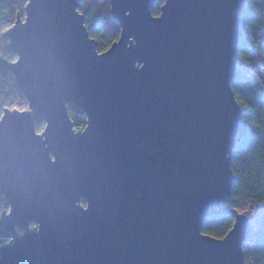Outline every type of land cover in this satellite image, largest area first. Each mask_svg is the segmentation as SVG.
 <instances>
[{
	"label": "water",
	"instance_id": "obj_1",
	"mask_svg": "<svg viewBox=\"0 0 264 264\" xmlns=\"http://www.w3.org/2000/svg\"><path fill=\"white\" fill-rule=\"evenodd\" d=\"M20 1L0 72L28 106L0 118V264H245L250 217L226 206L249 130L231 87L244 0H108L102 52L82 0ZM214 215L233 219L223 239L200 235Z\"/></svg>",
	"mask_w": 264,
	"mask_h": 264
},
{
	"label": "trees",
	"instance_id": "obj_2",
	"mask_svg": "<svg viewBox=\"0 0 264 264\" xmlns=\"http://www.w3.org/2000/svg\"><path fill=\"white\" fill-rule=\"evenodd\" d=\"M161 3L159 1L153 7V14L159 13ZM24 5L20 0H0V55L5 60L14 61L15 55L4 33L15 22L17 13L24 15ZM244 5V14L239 19L243 29L237 49L239 62L231 87L240 106V116L249 130L233 149L230 168L234 185L231 195L237 201L226 206L237 208L239 212L256 209L251 233L243 243L242 250L245 264H264V0H244ZM108 10V0H82L78 8L84 15L88 34L98 33V50L110 46L120 34L119 25L111 19ZM27 106L13 75L0 72V118L5 108L20 110ZM67 110L75 129H83L86 126L83 113L70 104ZM33 114L35 130L41 132L44 121L38 114ZM7 210L8 204L0 195V215ZM232 224L233 219L228 215H214L205 220L203 231L213 237H224ZM17 232L22 234L24 231L18 228ZM13 241L12 235L0 229V247ZM14 264L37 263L26 259L17 260Z\"/></svg>",
	"mask_w": 264,
	"mask_h": 264
},
{
	"label": "rangeland",
	"instance_id": "obj_3",
	"mask_svg": "<svg viewBox=\"0 0 264 264\" xmlns=\"http://www.w3.org/2000/svg\"><path fill=\"white\" fill-rule=\"evenodd\" d=\"M154 15H157V14H154ZM90 36H91V38H93L94 40L99 41V38L97 37V36H98V33L96 34V33L94 32V34H90ZM108 47H109V45H107L105 48H103V49H101V50H99V51H101V52H102V51H105ZM256 212H257V211H255V213H253V212H252V209H249V210H247V211H245V212H242V213L245 214L246 216H249V217H250V221H251V223H253V222L255 221V218H256V216H255Z\"/></svg>",
	"mask_w": 264,
	"mask_h": 264
},
{
	"label": "snow or ice",
	"instance_id": "obj_4",
	"mask_svg": "<svg viewBox=\"0 0 264 264\" xmlns=\"http://www.w3.org/2000/svg\"><path fill=\"white\" fill-rule=\"evenodd\" d=\"M164 5L162 4L161 5V7H163ZM129 13H130V11H128ZM143 65H141V67H142ZM200 235H202V236H204V237H208L210 234L209 233H207V232H203V233H201ZM219 239H223V237H219Z\"/></svg>",
	"mask_w": 264,
	"mask_h": 264
},
{
	"label": "clouds",
	"instance_id": "obj_5",
	"mask_svg": "<svg viewBox=\"0 0 264 264\" xmlns=\"http://www.w3.org/2000/svg\"><path fill=\"white\" fill-rule=\"evenodd\" d=\"M256 209H252V212L255 213Z\"/></svg>",
	"mask_w": 264,
	"mask_h": 264
}]
</instances>
